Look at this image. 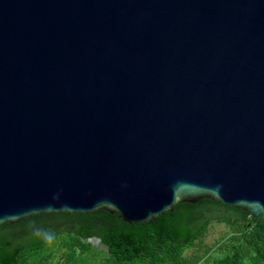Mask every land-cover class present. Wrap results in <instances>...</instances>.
Here are the masks:
<instances>
[{
	"label": "water",
	"instance_id": "1",
	"mask_svg": "<svg viewBox=\"0 0 264 264\" xmlns=\"http://www.w3.org/2000/svg\"><path fill=\"white\" fill-rule=\"evenodd\" d=\"M203 198L264 213V0H0V227Z\"/></svg>",
	"mask_w": 264,
	"mask_h": 264
},
{
	"label": "trees",
	"instance_id": "2",
	"mask_svg": "<svg viewBox=\"0 0 264 264\" xmlns=\"http://www.w3.org/2000/svg\"><path fill=\"white\" fill-rule=\"evenodd\" d=\"M215 220L229 230L187 255ZM32 225L54 232V243L34 236ZM92 236L101 237L106 249L93 247L87 241ZM92 254L105 256L93 260ZM0 264H264V213L203 198L177 203L144 223L107 210L37 214L0 227Z\"/></svg>",
	"mask_w": 264,
	"mask_h": 264
},
{
	"label": "rangeland",
	"instance_id": "3",
	"mask_svg": "<svg viewBox=\"0 0 264 264\" xmlns=\"http://www.w3.org/2000/svg\"><path fill=\"white\" fill-rule=\"evenodd\" d=\"M229 226L226 225L225 222H221L219 220H215L210 228H209V231L208 233L206 234V236L204 237V239L202 240V242H198L197 243V246L194 247V248H190L186 251V254L187 255H192L194 252H196V249H199L200 246H204V245H207V244H210V243H213L214 241H216L217 239H219L226 231L229 230ZM93 247H98V248H101V249H106V246L104 244H99L98 246H96L95 244H92ZM93 252H96L93 248L92 250ZM62 255V251L59 252V254L57 255V258H56V261L54 263L57 262L58 259H60ZM105 256V254H101L100 256L99 255H94L92 254L91 255V258L93 260H95L96 258H98V260H101L100 258Z\"/></svg>",
	"mask_w": 264,
	"mask_h": 264
},
{
	"label": "clouds",
	"instance_id": "4",
	"mask_svg": "<svg viewBox=\"0 0 264 264\" xmlns=\"http://www.w3.org/2000/svg\"><path fill=\"white\" fill-rule=\"evenodd\" d=\"M53 199L55 201L60 199L59 194H56ZM32 230H33V235L42 239L45 243L51 245L52 243H54L56 237H55V233L45 230L41 227H38L36 225H32Z\"/></svg>",
	"mask_w": 264,
	"mask_h": 264
}]
</instances>
